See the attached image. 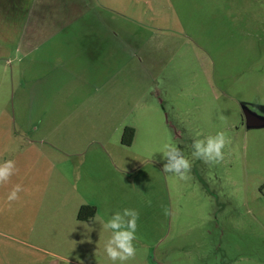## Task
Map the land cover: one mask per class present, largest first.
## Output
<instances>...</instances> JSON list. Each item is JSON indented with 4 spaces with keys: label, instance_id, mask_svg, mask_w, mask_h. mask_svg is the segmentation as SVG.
Instances as JSON below:
<instances>
[{
    "label": "rangeland",
    "instance_id": "374dc122",
    "mask_svg": "<svg viewBox=\"0 0 264 264\" xmlns=\"http://www.w3.org/2000/svg\"><path fill=\"white\" fill-rule=\"evenodd\" d=\"M87 8L69 26L76 32L52 37L32 59L0 48V162L29 139L63 179L66 161L81 156L86 172L108 182L133 162L137 252L125 264H264V128H247L243 116V106L264 116V0H91ZM127 127L131 146L122 144ZM221 130L232 141L222 163L191 156L196 131ZM169 142L191 161L187 181L161 172ZM53 189L46 185L39 222L67 215L57 209L63 186L59 198ZM36 210L0 197V264H52L34 245L61 254V264H112L94 231L79 227L78 240L64 244L59 223L45 221L27 233L37 240L20 237Z\"/></svg>",
    "mask_w": 264,
    "mask_h": 264
},
{
    "label": "crops",
    "instance_id": "0c3cea01",
    "mask_svg": "<svg viewBox=\"0 0 264 264\" xmlns=\"http://www.w3.org/2000/svg\"><path fill=\"white\" fill-rule=\"evenodd\" d=\"M90 3L91 0H0V48L5 49V51L6 49L14 48L23 53L25 57L29 56L32 59L34 51L42 50L44 45L47 44L46 41L52 37L55 38L63 33H68L70 30L71 32H76L69 26L82 19L84 15L86 17L89 14V8L85 10V7L87 5L89 7ZM11 53H13L12 50H9V54ZM26 63L27 59H25L24 64ZM45 75L46 73L40 79ZM54 112H58V110H54ZM5 139L8 140L10 138ZM28 141L25 145L19 147L18 153L20 154L18 157L14 155L12 158L5 159L14 160L15 163L18 159L19 167L16 174L11 178L10 183L4 185L9 188H6L8 191L1 193L2 196L0 195L3 204L11 205L13 202H7V193L14 185L20 184L25 191L20 193V199L14 203L37 209L34 212L35 215L33 214L34 219L29 217L20 222L22 227H18V235L35 241L38 236L33 237L27 233L32 232V235H34L36 234L35 230L38 227H42L41 223L52 221V223H59L60 225L57 233L62 243L69 244L78 240V236L74 235L78 233L76 232L77 228H82L83 233L87 232L84 227V224H87L88 227L95 229V242L99 245L103 244L105 240L103 238L99 240L100 223L106 222L116 211L132 207V202H129V200L133 192L132 180L134 177L131 180L127 176L134 174L133 162H123L121 167L118 166L121 173H116V178L113 179L115 182L113 180L108 182L105 177L94 174L95 170H91V173L86 172L85 163L87 158L84 159L79 153L81 157L77 163L78 165L71 161H66L70 175L63 179L59 178L58 175H52L53 164L50 159L39 154V149L35 145L38 141L34 142L30 139ZM43 168H45V171ZM117 181L122 182L123 186H118ZM48 184L54 187L53 192L56 198L60 196L59 193H56L57 187L59 185L63 186L65 205H63L64 208L60 206L57 209L62 208V211H67V215H62V218L53 216L50 220L41 218L39 222L40 217L38 216H40L39 212H41L42 203L41 205L39 204L45 198H48V194L46 195V185ZM36 191L38 194L34 197ZM40 192L42 194H39ZM25 193L28 194L24 195ZM82 205L96 206L98 208L96 215H99V220H94L95 217L88 222L79 220L77 216ZM55 217L58 218L53 221ZM7 221L10 222L11 220L7 219ZM69 232L70 235L66 238ZM106 235L109 236L110 234L105 232L103 236ZM88 241L92 242V240H87L86 238H79L81 243ZM34 246L45 252L51 258L50 262L52 264H61V261L65 260L61 254L37 245Z\"/></svg>",
    "mask_w": 264,
    "mask_h": 264
},
{
    "label": "clouds",
    "instance_id": "9594fccd",
    "mask_svg": "<svg viewBox=\"0 0 264 264\" xmlns=\"http://www.w3.org/2000/svg\"><path fill=\"white\" fill-rule=\"evenodd\" d=\"M220 119L225 118L221 116ZM194 135L196 138L191 145V156L194 159H198L209 166L218 165L224 161V150L232 143L226 131L221 130L214 135H204L196 131ZM162 158L161 172L166 176H173L181 181L190 179L189 173L192 164L181 148L174 143H166L162 149ZM16 172L14 160L9 159L0 162V186L9 184ZM24 191L22 185H14L7 193V202L18 201L20 193ZM173 214L174 209L164 208L165 216ZM138 219L139 213L137 210L125 208L122 211H116L106 222L100 223L99 240L102 239L105 232L110 234L107 240L104 241L103 251L112 264H125V262L135 258L137 249L134 242L137 240ZM94 220H99L98 214ZM84 227L88 233L94 231L87 224H84Z\"/></svg>",
    "mask_w": 264,
    "mask_h": 264
},
{
    "label": "trees",
    "instance_id": "16d2710c",
    "mask_svg": "<svg viewBox=\"0 0 264 264\" xmlns=\"http://www.w3.org/2000/svg\"><path fill=\"white\" fill-rule=\"evenodd\" d=\"M135 129L133 127H127L124 130L122 144L124 146H131L134 142ZM96 213H98V208L92 205H82L78 213V219L82 222L91 221Z\"/></svg>",
    "mask_w": 264,
    "mask_h": 264
},
{
    "label": "water",
    "instance_id": "95a60500",
    "mask_svg": "<svg viewBox=\"0 0 264 264\" xmlns=\"http://www.w3.org/2000/svg\"><path fill=\"white\" fill-rule=\"evenodd\" d=\"M243 113L247 128H264V116L257 114L248 106H243Z\"/></svg>",
    "mask_w": 264,
    "mask_h": 264
},
{
    "label": "flooded vegetation",
    "instance_id": "af4514ba",
    "mask_svg": "<svg viewBox=\"0 0 264 264\" xmlns=\"http://www.w3.org/2000/svg\"><path fill=\"white\" fill-rule=\"evenodd\" d=\"M244 116V115H243ZM244 124L246 125V121H245V118H244Z\"/></svg>",
    "mask_w": 264,
    "mask_h": 264
}]
</instances>
